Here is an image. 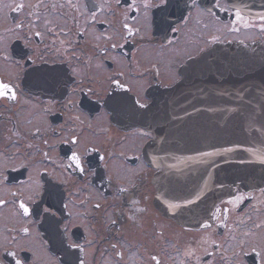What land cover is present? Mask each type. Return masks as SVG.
I'll list each match as a JSON object with an SVG mask.
<instances>
[{
    "label": "flooded vegetation",
    "instance_id": "flooded-vegetation-1",
    "mask_svg": "<svg viewBox=\"0 0 264 264\" xmlns=\"http://www.w3.org/2000/svg\"><path fill=\"white\" fill-rule=\"evenodd\" d=\"M201 16L258 35L172 63ZM228 43L264 51V0H0V264H264V184L184 227L158 205V138L137 124Z\"/></svg>",
    "mask_w": 264,
    "mask_h": 264
},
{
    "label": "water",
    "instance_id": "water-1",
    "mask_svg": "<svg viewBox=\"0 0 264 264\" xmlns=\"http://www.w3.org/2000/svg\"><path fill=\"white\" fill-rule=\"evenodd\" d=\"M263 67V68H262ZM137 120L158 138L150 157L158 205L188 228H207L220 204L264 184V51L217 44Z\"/></svg>",
    "mask_w": 264,
    "mask_h": 264
},
{
    "label": "rangeland",
    "instance_id": "rangeland-1",
    "mask_svg": "<svg viewBox=\"0 0 264 264\" xmlns=\"http://www.w3.org/2000/svg\"><path fill=\"white\" fill-rule=\"evenodd\" d=\"M234 28H235L234 26H231L230 28L229 25L225 26L208 17H206L205 19L203 16H201V18L198 17V19L197 18L196 20L194 19V24L192 23L191 28H189L184 34L183 41L180 43V48L178 47L176 51H171L173 53V56H171L172 63L176 60L175 57L176 55H182L184 53L192 55L194 53H200L204 49L207 50L208 48H210L211 45H213L216 42V40L214 39L217 38L218 35H223L222 37H226V38L230 37V38H243V39H251L254 36L258 35L256 31L246 30L244 29L245 27L241 28L240 31L239 30L236 31ZM229 32L231 35L228 34ZM211 38H214L212 39L213 44H211L210 42ZM169 70L170 69H168V71ZM156 221L158 223L159 222L163 223L162 220L158 218L154 219V222ZM151 226L153 228L154 223ZM163 231L164 232L166 231L167 235L173 237L172 234L173 232L168 226H166L165 230L163 229Z\"/></svg>",
    "mask_w": 264,
    "mask_h": 264
},
{
    "label": "snow or ice",
    "instance_id": "snow-or-ice-1",
    "mask_svg": "<svg viewBox=\"0 0 264 264\" xmlns=\"http://www.w3.org/2000/svg\"><path fill=\"white\" fill-rule=\"evenodd\" d=\"M236 18H237L238 20L242 19V16L240 15L239 10H237V12H236ZM0 89H4V90H6L7 92H11V89L9 88V86H8L7 84L0 85ZM10 98H11V99H15V98H16V97H15V94H12V95L10 96ZM73 143H75V141H73ZM74 160H75V163H76V167H77V168H80L79 160L76 159V158H74ZM81 170H82V169H81ZM21 208H23L25 214H27L28 209H27L26 207H24L23 204H21ZM45 211H47V209H45ZM17 264H19V262H17Z\"/></svg>",
    "mask_w": 264,
    "mask_h": 264
}]
</instances>
